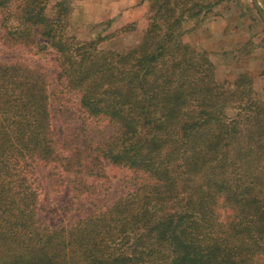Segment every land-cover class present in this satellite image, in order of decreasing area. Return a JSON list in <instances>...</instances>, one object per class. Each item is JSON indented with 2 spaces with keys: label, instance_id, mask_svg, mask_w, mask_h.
Listing matches in <instances>:
<instances>
[{
  "label": "trees",
  "instance_id": "16d2710c",
  "mask_svg": "<svg viewBox=\"0 0 264 264\" xmlns=\"http://www.w3.org/2000/svg\"><path fill=\"white\" fill-rule=\"evenodd\" d=\"M149 1L142 42L116 52L64 34L66 0L54 17L40 0H0L17 21H0L3 45L44 39L85 114L113 127L104 142L80 129L58 140L44 71L0 62V264H264V102L247 75L219 84L207 54L183 40L186 21L231 0ZM39 163L61 181L71 174L76 196L96 195L106 164L135 183L52 228L39 220Z\"/></svg>",
  "mask_w": 264,
  "mask_h": 264
},
{
  "label": "rangeland",
  "instance_id": "374dc122",
  "mask_svg": "<svg viewBox=\"0 0 264 264\" xmlns=\"http://www.w3.org/2000/svg\"><path fill=\"white\" fill-rule=\"evenodd\" d=\"M60 1L63 0H40L46 4L48 17H54ZM66 1L71 14L64 34L79 42L100 40L99 48L105 51L122 52L138 46L150 24L149 0ZM258 1L264 11V0ZM4 18H9L12 25L17 22L13 15L0 10V21ZM183 26L184 42L207 54L216 67L219 84L230 87L241 75H247L253 82V96L264 102V20L252 0H231L215 7L205 19L186 21ZM45 44L44 39L37 37V45L31 50L11 49L0 41V62L24 63L44 71L58 140L67 129H80L87 139L106 141L113 127L103 119L85 114L79 93L59 78L56 52L52 48L40 50ZM51 171L49 165H36L39 220L52 228L70 227L80 218L111 205L135 183L129 170L106 164L105 178L96 182V195L76 196L69 183L73 176L62 172L61 181L50 175Z\"/></svg>",
  "mask_w": 264,
  "mask_h": 264
},
{
  "label": "water",
  "instance_id": "95a60500",
  "mask_svg": "<svg viewBox=\"0 0 264 264\" xmlns=\"http://www.w3.org/2000/svg\"><path fill=\"white\" fill-rule=\"evenodd\" d=\"M253 4L255 5L256 9L258 10L260 16L262 17V19L264 20V11L260 6V3L258 0H252Z\"/></svg>",
  "mask_w": 264,
  "mask_h": 264
}]
</instances>
